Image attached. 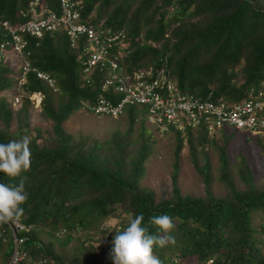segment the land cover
I'll list each match as a JSON object with an SVG mask.
<instances>
[{
  "label": "trees",
  "instance_id": "obj_1",
  "mask_svg": "<svg viewBox=\"0 0 264 264\" xmlns=\"http://www.w3.org/2000/svg\"><path fill=\"white\" fill-rule=\"evenodd\" d=\"M28 1L0 0V18L14 22L15 12ZM46 1L55 9L56 0ZM81 2L82 16L93 10L91 24L124 33V42L133 50L124 59L130 67L151 64L157 68L164 62L177 89L202 98L210 95L212 100H242L250 87L264 92V0ZM100 4L95 11V5ZM27 47L30 64L52 76L54 87L28 73L13 104V94L9 100L4 96L13 91L17 65L7 61L0 65V92L5 91L0 95V142L27 136L32 152L31 170L23 174L29 199L22 205L24 214L18 221L22 228L15 235L22 237L17 249L24 254L17 264L32 259H39L40 264H112L108 254L115 232L127 226L129 217L141 213L145 221L153 214L173 218L175 244L154 250L161 264H264V183L254 182L242 158L235 173L242 184L239 188L227 170L222 150L218 179L225 192L218 197L210 188L207 164L198 166L195 161L192 139L201 143L219 132L224 138L232 136L223 133L225 127L214 134L202 126L183 135L173 133L175 161L181 140L189 138L195 166L203 174V194L180 193L173 163L170 194L156 199L150 188L139 184L151 150L147 138L128 149V134L114 132L109 139L91 141L83 135L73 138L62 127L70 114L79 110L78 100L98 89L103 69H93L90 83L81 80L80 51L69 48L63 35H45L37 44L29 38ZM33 91L41 95L39 117L50 122L44 135L39 128H30L28 108H33L29 95ZM132 108L125 110L130 127L137 119ZM0 182L18 183V179L0 174ZM118 209L127 216L107 234L105 248L100 251L102 261H97L90 245L84 247L80 242L66 249L77 227L94 225L96 229ZM255 214L260 223L253 225ZM150 232L157 234L155 228ZM12 239L8 225H0V264L9 261Z\"/></svg>",
  "mask_w": 264,
  "mask_h": 264
},
{
  "label": "built area",
  "instance_id": "obj_2",
  "mask_svg": "<svg viewBox=\"0 0 264 264\" xmlns=\"http://www.w3.org/2000/svg\"><path fill=\"white\" fill-rule=\"evenodd\" d=\"M59 14L49 12L36 22L29 21L20 25L21 32L40 37L43 31L64 29L68 46L80 51V77L86 83L93 69H103L98 89L87 98H80L81 110L95 115L117 117L130 105H140L150 123L158 132L174 131L184 134L187 130L202 126L208 133L214 130L234 128L250 134L264 133V92L250 87L242 100H215L181 92L178 90L165 64L159 68L140 66L126 69L122 63L126 43L121 30L76 23L79 17L78 0H58ZM13 49L20 53L23 41L9 27ZM81 39L83 41H81ZM0 44V48L4 44ZM32 71L35 76L52 86L47 74L37 71L24 61L21 73ZM23 79V78H22ZM22 79L21 82H22ZM92 85V84H91ZM31 104L39 105V93L29 96ZM13 236V252L8 264H16L23 258L17 249L22 237L15 232L22 228L16 222L7 224ZM264 256V253H263Z\"/></svg>",
  "mask_w": 264,
  "mask_h": 264
},
{
  "label": "rangeland",
  "instance_id": "obj_3",
  "mask_svg": "<svg viewBox=\"0 0 264 264\" xmlns=\"http://www.w3.org/2000/svg\"><path fill=\"white\" fill-rule=\"evenodd\" d=\"M96 9L101 7L95 5ZM112 6L110 5L109 8ZM101 18H104L102 16ZM17 61H15L16 63ZM5 91H1L0 95ZM6 100L15 94L14 90L5 93ZM12 112L15 107L11 106ZM30 107L29 124L32 130L37 127L41 130V134L49 130L50 122L39 117V107ZM144 107L134 106L132 114L137 119L134 120L132 126H129L126 115L118 118H111L107 116L94 115L83 111H73L70 116L62 123L63 129L76 138L78 135H83L89 140L103 141L109 139L111 134L118 132L122 135H127V140L131 144L127 146L128 149L135 148L137 143L143 138H147L151 145V150L144 161V171L140 179V185L150 188L155 198H164L169 196L171 189V170L173 163L177 165L176 183L182 195L189 194L199 196L203 194V174L197 171L194 159L189 148V138L181 140V149L178 153V160L175 161L174 148L176 138L174 134L157 133L154 131L152 123H150L144 114ZM14 121L11 122L10 129L14 127ZM225 134L231 133L232 136L224 138L221 133L211 135V140L198 143L197 140L192 139L191 143L195 147V161L199 166L207 164V173L211 178L210 188L215 196L222 197L224 195V188L222 187L218 177L220 175V155L222 150L227 161V170L232 175V180L237 183L239 188L242 187L240 180L236 177V169L239 167V162L243 158L252 173L253 180L258 185L264 183V134L260 138L254 135H245L243 131H235L232 128H225ZM245 133V134H243ZM209 136V135H208ZM250 137V138H248ZM254 138H257L254 140ZM210 139V137H209ZM138 140V141H137ZM127 141V142H128ZM40 142V140H38ZM114 214V215H113ZM126 212L116 210L110 216L103 218L97 228L94 225L88 228L77 227L74 231L72 239L66 245L68 250L73 245L83 243L84 247L90 245L94 248V253L97 256V261H102V253L105 248L106 237L112 228L117 227V223L121 217H126ZM260 223L257 214L252 215V224ZM42 237H45L44 235ZM1 252V251H0ZM168 264H177L170 261Z\"/></svg>",
  "mask_w": 264,
  "mask_h": 264
},
{
  "label": "clouds",
  "instance_id": "obj_4",
  "mask_svg": "<svg viewBox=\"0 0 264 264\" xmlns=\"http://www.w3.org/2000/svg\"><path fill=\"white\" fill-rule=\"evenodd\" d=\"M78 1H79V7H78L79 17L77 18L76 23L93 25L91 24L93 10H90V12L87 15L82 16L81 9L84 7L81 0ZM48 3L50 2H47L46 0L28 1L27 5L18 9L15 12L16 20L12 23L7 19L0 18V44L4 43L5 41L8 42L7 44H4L3 48H0V65L5 63L6 61L17 65V76L15 78L12 77L13 78L12 83L14 86L13 90L15 92L13 96V104L17 103L18 98L16 95V91H19L22 85L25 83L26 75L28 73H33L35 75V73L32 71H27L25 74L21 73V68L24 61H26L30 67L35 68L37 71L47 74L48 77L51 78L52 80L53 83L52 86H49L46 81L41 80L36 76L35 77L40 81L46 83L49 87L51 88L54 87V79L52 76H50L46 72L37 69L35 66L30 64L28 59L29 50L27 46L29 43V38L34 39L35 44H37L38 42L41 41V39L45 35H49V36L63 35L64 38L66 37L68 42L69 40L67 38L66 31L64 29L54 30L50 32L43 31L40 37H35L34 35H31L27 32H21L19 29L17 30V28L22 24H26L29 21L36 22L38 19L44 18L46 15H48L50 11L59 14L58 0H56L55 2L56 5L55 9H53V4H48ZM6 27L15 30L16 35L20 37L21 40L23 41V46L21 48L20 53H17L13 49L12 39ZM140 44H143V42H140ZM131 48L132 47H130L126 42L125 51L122 57V63L125 65L126 69L140 67V66L130 67V65H127V63L124 61L125 57L130 56L132 54L133 50ZM15 61L17 62L15 63ZM161 64H165L166 67V63L163 62ZM161 64L159 65V67L161 66ZM141 66L153 67V65L151 64L141 65ZM168 71L171 75L172 80L174 81L175 87L177 88L176 81L173 77L174 76L173 73L171 72L170 69H168ZM20 79H22V82ZM181 92H187V91H181ZM34 93H39V92L33 91L30 93V95ZM189 94L193 95V93H189ZM207 96L210 97V95ZM130 106L143 107L136 104ZM126 108L124 109L121 115L111 118H118L122 115H125ZM79 110L83 111L80 108ZM83 112H87V111H83ZM191 130L193 131V129ZM218 130H214L212 132L209 133L207 132V133L208 134H211L213 132L215 133L218 132ZM154 131H156L155 128ZM156 132L159 134L167 133V132H170L172 134L177 133L174 131H166V132L156 131ZM248 134L256 136V135H263L264 133H258V134L248 133ZM31 166H32V152L30 148V140L27 136H24L20 139H12L7 142H0V174H3L10 180L18 179V183L0 182V225L19 221L23 216L24 208L22 207V205H25L29 199V194L25 188V179L23 174L29 172L31 170ZM150 228H155L157 230V234L151 233ZM174 228H175V224L173 218L167 214H159V215L153 214L147 219V221H145V216L143 213L135 215L134 218L129 217L127 226L115 232V235L113 236L111 241L112 247L108 256L112 260V264H161V260L155 254L154 250L157 248H164L170 244L172 245L175 244V237L172 235ZM10 256H9V261H10ZM9 261L7 262V264L9 263ZM40 262L41 261L39 259H32L27 264H40Z\"/></svg>",
  "mask_w": 264,
  "mask_h": 264
}]
</instances>
